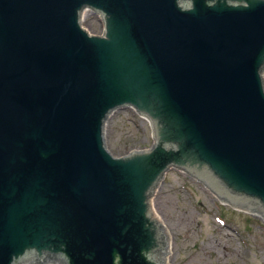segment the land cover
<instances>
[{
	"label": "water",
	"instance_id": "obj_1",
	"mask_svg": "<svg viewBox=\"0 0 264 264\" xmlns=\"http://www.w3.org/2000/svg\"><path fill=\"white\" fill-rule=\"evenodd\" d=\"M263 84L264 0H0V264H166L170 165L264 215ZM126 104L156 145L114 157Z\"/></svg>",
	"mask_w": 264,
	"mask_h": 264
},
{
	"label": "rangeland",
	"instance_id": "obj_2",
	"mask_svg": "<svg viewBox=\"0 0 264 264\" xmlns=\"http://www.w3.org/2000/svg\"><path fill=\"white\" fill-rule=\"evenodd\" d=\"M86 14L89 19H83V26L100 32L96 16ZM151 143L148 122L133 109L110 112L105 147L111 148V154L145 149ZM149 207L169 231L167 264H264V219L222 204L189 174L167 171L152 189Z\"/></svg>",
	"mask_w": 264,
	"mask_h": 264
},
{
	"label": "bare ground",
	"instance_id": "obj_3",
	"mask_svg": "<svg viewBox=\"0 0 264 264\" xmlns=\"http://www.w3.org/2000/svg\"><path fill=\"white\" fill-rule=\"evenodd\" d=\"M90 14H92V13H90ZM81 17H83V19H84V18H85V19H86V18L89 19V16H88L87 14H86V16L81 15ZM111 109H113V110H117V108H111ZM140 117H141V116H140ZM144 119L147 120L146 117H144ZM191 177L197 180V177H194V176H191ZM158 182H159V181H158ZM158 182H157V183H158ZM157 183H156V185H157ZM156 185H154L152 189H154ZM205 188H206V189H209L208 185H205ZM151 191H152V190H151ZM220 200H221V202H223V203H224V202H227V201H224V199H220ZM224 204H225V203H224ZM238 208H239V206H238ZM245 211H247L248 213H251V214H253V215L258 214L257 212L252 211L251 209H247V208L245 209ZM23 264H24V263H23ZM33 264H38V261H36V262L33 263ZM65 264H67V263H65ZM166 264H167V263H166Z\"/></svg>",
	"mask_w": 264,
	"mask_h": 264
}]
</instances>
